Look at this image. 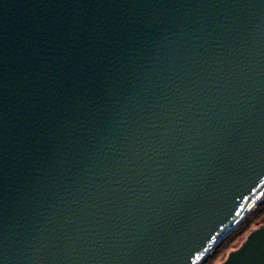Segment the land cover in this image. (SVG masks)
Listing matches in <instances>:
<instances>
[{
    "label": "water",
    "instance_id": "obj_1",
    "mask_svg": "<svg viewBox=\"0 0 264 264\" xmlns=\"http://www.w3.org/2000/svg\"><path fill=\"white\" fill-rule=\"evenodd\" d=\"M262 194L264 0H0V264H201Z\"/></svg>",
    "mask_w": 264,
    "mask_h": 264
},
{
    "label": "trees",
    "instance_id": "obj_2",
    "mask_svg": "<svg viewBox=\"0 0 264 264\" xmlns=\"http://www.w3.org/2000/svg\"><path fill=\"white\" fill-rule=\"evenodd\" d=\"M264 218V197L244 218V220L201 264H215L217 259L229 249L230 245L246 233L250 232L251 227Z\"/></svg>",
    "mask_w": 264,
    "mask_h": 264
},
{
    "label": "rangeland",
    "instance_id": "obj_3",
    "mask_svg": "<svg viewBox=\"0 0 264 264\" xmlns=\"http://www.w3.org/2000/svg\"><path fill=\"white\" fill-rule=\"evenodd\" d=\"M262 224H264V218L262 220H260L259 222L255 223L250 231L255 230L256 228H258L259 226H261ZM238 227V226H237ZM236 227V228H237ZM236 230V229H235ZM248 233H246L245 235H243L242 237H240L239 239L235 240L229 247V249L227 251H225L215 262V264H220L224 261V259L226 258L227 254L230 251L236 250L237 248L240 247V245L243 243L245 237L247 236Z\"/></svg>",
    "mask_w": 264,
    "mask_h": 264
},
{
    "label": "bare ground",
    "instance_id": "obj_4",
    "mask_svg": "<svg viewBox=\"0 0 264 264\" xmlns=\"http://www.w3.org/2000/svg\"><path fill=\"white\" fill-rule=\"evenodd\" d=\"M263 195L264 194H262L252 205H251V207L248 209V211H247V213L245 214V215H247V214H249L251 211H252V209L261 201V199H262V197H263Z\"/></svg>",
    "mask_w": 264,
    "mask_h": 264
}]
</instances>
